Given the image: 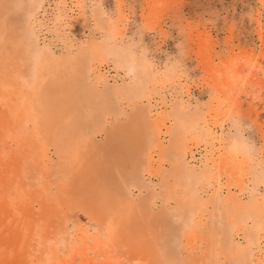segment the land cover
<instances>
[{
    "label": "rangeland",
    "instance_id": "1",
    "mask_svg": "<svg viewBox=\"0 0 264 264\" xmlns=\"http://www.w3.org/2000/svg\"><path fill=\"white\" fill-rule=\"evenodd\" d=\"M0 264H264V0H0Z\"/></svg>",
    "mask_w": 264,
    "mask_h": 264
},
{
    "label": "bare ground",
    "instance_id": "2",
    "mask_svg": "<svg viewBox=\"0 0 264 264\" xmlns=\"http://www.w3.org/2000/svg\"><path fill=\"white\" fill-rule=\"evenodd\" d=\"M116 92L113 90L112 91V94H115ZM97 95H98V93H96ZM116 95L118 96V93H116ZM131 97H134V96H131ZM109 98V97H108ZM108 98H106V99H108ZM114 98H116V96L114 97ZM131 99H133V98H131ZM128 101H130V102H132V100H130V98H128ZM129 120V119H128ZM128 122H130V121H128ZM128 122H126V123H128ZM132 122V121H131ZM52 126H53V124H51ZM57 126H58V128H60L61 126H60V124H56V127L55 128H57ZM97 159V158H96ZM101 161V160H100ZM94 169H95V171H94ZM98 169H100V167H99V164H98V162L97 161H95V165H94V168H93V171H94V173H96V172H98Z\"/></svg>",
    "mask_w": 264,
    "mask_h": 264
}]
</instances>
